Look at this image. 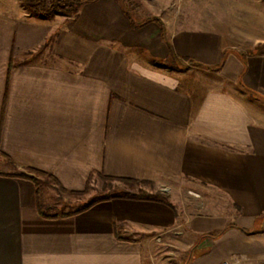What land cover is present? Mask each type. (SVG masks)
Instances as JSON below:
<instances>
[{
    "label": "crops",
    "instance_id": "1",
    "mask_svg": "<svg viewBox=\"0 0 264 264\" xmlns=\"http://www.w3.org/2000/svg\"><path fill=\"white\" fill-rule=\"evenodd\" d=\"M158 19L208 77L150 63L169 58L161 26L133 29L117 0L52 19L0 0V264H164L156 243L176 242L186 264H264V51L224 13ZM28 169L69 192L97 174L150 182L175 210L115 199L47 218Z\"/></svg>",
    "mask_w": 264,
    "mask_h": 264
},
{
    "label": "rangeland",
    "instance_id": "2",
    "mask_svg": "<svg viewBox=\"0 0 264 264\" xmlns=\"http://www.w3.org/2000/svg\"><path fill=\"white\" fill-rule=\"evenodd\" d=\"M232 1V4H227L224 0H125V4L139 19L155 17L164 20L165 23L175 25L178 23L204 24L214 22L216 13L227 14L228 17H232L228 25L238 32L237 34L240 35L237 36L239 41L250 44V53L253 48L263 52L264 43H261V41L264 40V0ZM249 11L250 15L248 14ZM66 15L69 17L74 16V14ZM248 25H250V37L242 35V33H246L245 30ZM251 33L255 35L251 36ZM149 62L177 76L191 75L202 78L209 76V74L202 71L203 67L187 61L179 60L178 64L170 62L161 64V61L156 60H149ZM26 171V174L34 176L37 180L40 206L47 215L61 216L73 213L87 203L96 200L99 196L110 194V191L115 190V187L129 190L132 193L144 191L149 194L157 192L168 194L163 192L160 186H155L150 182H140L131 186L119 182L109 184L94 176L89 183L87 192L75 196L62 192L52 179L38 174L36 170L28 169ZM156 246L160 250L159 256L164 258V264H186L185 244L181 242H176L174 245L156 243ZM166 247H168L167 250Z\"/></svg>",
    "mask_w": 264,
    "mask_h": 264
},
{
    "label": "trees",
    "instance_id": "3",
    "mask_svg": "<svg viewBox=\"0 0 264 264\" xmlns=\"http://www.w3.org/2000/svg\"><path fill=\"white\" fill-rule=\"evenodd\" d=\"M19 1H20V4L25 9H27L32 15H34L36 17L52 19L57 14H74L75 18H77L78 13L81 10V8L83 7V5H85L87 3H93V2H96L98 0H19ZM117 1L121 5V7L123 8V11L126 14V16L128 17V19L130 20V23H131V26L133 29H135V30L140 29L150 22H156L161 26V28H162V39L166 43L168 50H169V58L167 60L161 62V64L162 63L165 64V63H169V62L173 63V64H178L179 58L177 57V55L174 52V49L172 47L170 40L167 37V34L165 32V29L163 27L162 22L158 18H155V17L139 19L131 10L128 9V7L125 4V0H117ZM186 61L191 63V64H194V65H197L200 67H204V66H202V65H200V64H198L192 60H186ZM221 67H222V64H220L217 67H213V68L208 67L207 69H209L213 72H219ZM36 172L38 174H42V175L52 179L55 182V184H57L59 186V188L62 192L70 193L71 195H75V196L85 194L87 192L89 183L92 179V176H90L84 191H82V192H69V191L65 190L64 188H62V186H60L58 181L55 178H53L52 176H49V175L42 173V172H39V171H36ZM18 177L31 180L36 184V186H38L37 180L33 176L22 173ZM96 177L108 182L109 184H112L113 182H119V183L131 186L133 184L140 183L139 181L130 180V179H115V178H111V177H106L102 174H97ZM115 199L161 202V203H164V204L172 207L175 210V207L170 202V196L166 193L157 192L154 194H149V193H146L144 191H140L139 193H132L129 190H124L122 188L115 187V190H113V191L111 190L110 194L101 195L96 200L87 203L81 209L76 210L73 213L63 214V215H61V217L73 216V215L78 214L82 211H86V210L90 209L95 204H98V203H101L104 201H111V200H115ZM38 210H39L40 214L44 217H47V218L59 217V215H47L42 210V208L39 204H38ZM116 237L118 239H121L119 237V235L117 234V226H116Z\"/></svg>",
    "mask_w": 264,
    "mask_h": 264
},
{
    "label": "built area",
    "instance_id": "4",
    "mask_svg": "<svg viewBox=\"0 0 264 264\" xmlns=\"http://www.w3.org/2000/svg\"><path fill=\"white\" fill-rule=\"evenodd\" d=\"M222 264H233V263L230 262V261H225V262H223Z\"/></svg>",
    "mask_w": 264,
    "mask_h": 264
}]
</instances>
